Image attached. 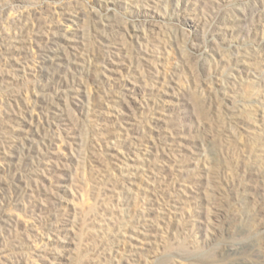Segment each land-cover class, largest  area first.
Returning a JSON list of instances; mask_svg holds the SVG:
<instances>
[{
	"label": "rangeland",
	"instance_id": "1",
	"mask_svg": "<svg viewBox=\"0 0 264 264\" xmlns=\"http://www.w3.org/2000/svg\"><path fill=\"white\" fill-rule=\"evenodd\" d=\"M0 264H264V0H0Z\"/></svg>",
	"mask_w": 264,
	"mask_h": 264
}]
</instances>
